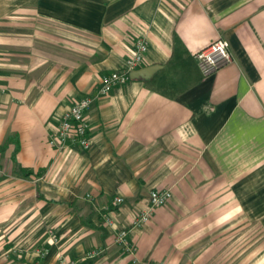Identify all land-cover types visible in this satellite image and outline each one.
<instances>
[{
	"label": "crops",
	"instance_id": "crops-1",
	"mask_svg": "<svg viewBox=\"0 0 264 264\" xmlns=\"http://www.w3.org/2000/svg\"><path fill=\"white\" fill-rule=\"evenodd\" d=\"M138 39L156 72L94 100L88 150L52 148ZM0 264H264V0H0Z\"/></svg>",
	"mask_w": 264,
	"mask_h": 264
},
{
	"label": "built area",
	"instance_id": "built-area-1",
	"mask_svg": "<svg viewBox=\"0 0 264 264\" xmlns=\"http://www.w3.org/2000/svg\"><path fill=\"white\" fill-rule=\"evenodd\" d=\"M147 50L148 43L146 39H138L134 44L133 53L124 67L103 77L95 96L81 99L64 112L57 131L49 137V145L59 152L70 148L88 150L91 140L88 134L87 113L91 105L95 99L109 95L113 88L127 84L131 80L130 74L141 67ZM196 60L203 77L207 78L215 75L220 69L233 61L229 42L221 38L213 41L196 55ZM170 199L171 193L169 191L151 192L148 208L134 219L131 229L118 232L116 242L124 247L126 253L131 254L134 250L128 239L131 230L140 228L147 223L155 209L165 206ZM122 203V198H116L111 205L114 209ZM106 223L110 227L113 226V222L108 218ZM40 253L45 255V252Z\"/></svg>",
	"mask_w": 264,
	"mask_h": 264
},
{
	"label": "water",
	"instance_id": "water-1",
	"mask_svg": "<svg viewBox=\"0 0 264 264\" xmlns=\"http://www.w3.org/2000/svg\"><path fill=\"white\" fill-rule=\"evenodd\" d=\"M157 67H150L138 71H134L130 74L131 80H149L151 76L156 72Z\"/></svg>",
	"mask_w": 264,
	"mask_h": 264
}]
</instances>
